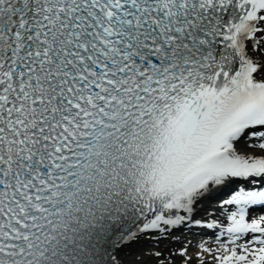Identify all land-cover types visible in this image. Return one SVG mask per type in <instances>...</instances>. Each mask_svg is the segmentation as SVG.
Wrapping results in <instances>:
<instances>
[{
	"label": "snow or ice",
	"instance_id": "snow-or-ice-1",
	"mask_svg": "<svg viewBox=\"0 0 264 264\" xmlns=\"http://www.w3.org/2000/svg\"><path fill=\"white\" fill-rule=\"evenodd\" d=\"M190 225L264 264V0H0V264H192Z\"/></svg>",
	"mask_w": 264,
	"mask_h": 264
},
{
	"label": "bare ground",
	"instance_id": "bare-ground-1",
	"mask_svg": "<svg viewBox=\"0 0 264 264\" xmlns=\"http://www.w3.org/2000/svg\"><path fill=\"white\" fill-rule=\"evenodd\" d=\"M173 235L178 237L177 240L183 242L184 244L191 242V247H189V254L193 256L192 264H198V261L195 259V253L199 250L198 245L203 241V238L206 236H201L199 233L192 232L191 230H180L174 231ZM174 241L165 240L161 247L170 246L172 247V243ZM152 244V243H151ZM149 244V245H151ZM182 246H178L174 249H179ZM149 249L146 246V242L144 240L136 241L127 251H123L120 253L121 259L124 261V264H152L151 259L144 254V251ZM206 260L209 257H205Z\"/></svg>",
	"mask_w": 264,
	"mask_h": 264
}]
</instances>
